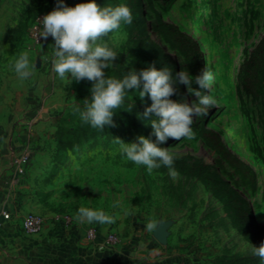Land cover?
<instances>
[{"label":"rangeland","instance_id":"rangeland-1","mask_svg":"<svg viewBox=\"0 0 264 264\" xmlns=\"http://www.w3.org/2000/svg\"><path fill=\"white\" fill-rule=\"evenodd\" d=\"M79 2L65 0L69 6ZM57 3L0 0V219L13 205L14 220L30 210L46 219L51 234L60 229L65 238L76 227L80 207L104 209L115 222L107 224L109 230L97 248L123 254L116 263L109 258L110 264H218L225 253L252 254V246L259 245L246 241L234 227L225 198L230 182L264 225V85L254 96L239 80L240 66L264 35V0H98L113 7L128 4L133 11L132 24H123L105 38L121 50L113 68L105 69L109 76L154 63L172 69L175 55L180 60L177 72L184 71V57L169 49L159 32L161 19L192 35L204 52V69L209 66L215 73L218 105L202 117L194 115L193 138H169L164 144L178 157L195 162V171L176 169L175 178L167 167L148 174L143 166L127 161L116 142V137L133 142L152 134L155 115H142L152 103L150 97L142 100L134 90L128 93L121 106L125 109L114 115V126L103 130L81 120L76 109L83 110L84 100L91 97L92 82L62 81L52 65L54 38L35 34L37 19ZM156 45L172 61H163L153 51ZM144 47L150 49L148 54ZM26 49L36 68L22 81L13 63ZM174 86L184 93L185 85ZM187 93L189 103L198 99L188 87ZM204 129L218 132L225 146L255 170L256 178L245 176L211 147L203 138ZM25 153L30 160L26 173L16 176L14 159ZM116 200L121 207H113ZM65 216L73 219L70 230L58 220ZM149 222L152 230L146 228ZM96 225L90 223V228ZM160 226L166 228L164 241L155 234ZM111 235L117 236L116 242H108Z\"/></svg>","mask_w":264,"mask_h":264},{"label":"clouds","instance_id":"clouds-1","mask_svg":"<svg viewBox=\"0 0 264 264\" xmlns=\"http://www.w3.org/2000/svg\"><path fill=\"white\" fill-rule=\"evenodd\" d=\"M132 23L133 11L128 4L113 7L101 5L98 0H80L75 6H69L65 0H58L57 6L39 19L37 32L44 39L54 38L52 65L62 81L71 84L87 79L92 82L91 97L84 100L83 110L76 109L81 120L92 128L103 130L106 126H114V115L125 109L121 106L133 90L142 100L150 97L152 103L142 115H155L156 118L150 121L152 134L140 135L133 142L116 137V142L121 155L127 161L143 166L148 174L167 167L175 178L178 153L164 144L169 138H193L194 115L202 117L209 107L218 105L213 95L215 73L209 66L201 74L193 75L187 69L175 72L164 65L157 68L154 63L140 71L133 68L120 77L109 76L105 69L113 68L121 50L117 43L105 38L118 32L123 24ZM35 68L30 49L20 52L13 63V70L22 81L29 80ZM177 84L187 85L198 99L192 103L186 96L173 100L171 97L177 92L174 86ZM195 84L199 87H194ZM113 207H121L120 200H116ZM76 219L80 223L100 225L115 222L113 215L93 207H80ZM146 228L152 230L154 224L149 222ZM251 251L264 260V244L253 245Z\"/></svg>","mask_w":264,"mask_h":264},{"label":"trees","instance_id":"trees-1","mask_svg":"<svg viewBox=\"0 0 264 264\" xmlns=\"http://www.w3.org/2000/svg\"><path fill=\"white\" fill-rule=\"evenodd\" d=\"M159 32L171 49L179 52L184 57L186 62L184 70H189L193 75L201 74L205 66V55L198 41L192 35L183 31L178 25L165 19H161L159 22ZM143 51L148 54L150 49L144 47ZM153 51L159 53L163 61H172L169 58V53L162 46L156 45ZM171 67L177 72V61ZM239 80L243 88L251 95L257 96L263 88L264 35L240 66ZM194 86L198 87V84ZM183 96H186L189 101L186 85L184 86V93L177 91L171 98L179 100ZM78 130L73 133L78 132ZM86 135L88 133L86 134L85 132L83 136L85 137ZM202 135L211 147L222 152L226 159L245 176L251 179L256 178L255 170L225 146L218 132L212 129H204ZM190 162L186 158L178 157L175 161V168L180 171H195V162ZM227 184L226 208L231 213L234 227L246 241L258 244L259 246L264 244V225L258 220L253 206L238 190H235L230 182ZM218 264H264V260L253 254L239 255L225 253L224 256L218 258Z\"/></svg>","mask_w":264,"mask_h":264},{"label":"crops","instance_id":"crops-1","mask_svg":"<svg viewBox=\"0 0 264 264\" xmlns=\"http://www.w3.org/2000/svg\"><path fill=\"white\" fill-rule=\"evenodd\" d=\"M23 202L28 210L27 200L23 199ZM11 206L6 209H11ZM29 212L32 211L26 213ZM23 217H17L18 221L13 216L0 231V264H110L109 258H114L116 263V258L123 257L120 251L113 253L97 248L98 243L103 242L106 230H109L107 225L97 223V236L93 241L87 237L90 223L79 221L65 238H61L62 230L51 234L47 227L41 234L26 235L22 229Z\"/></svg>","mask_w":264,"mask_h":264},{"label":"built area","instance_id":"built-area-1","mask_svg":"<svg viewBox=\"0 0 264 264\" xmlns=\"http://www.w3.org/2000/svg\"><path fill=\"white\" fill-rule=\"evenodd\" d=\"M39 19L42 20V18L37 19V24L39 25ZM42 25V24H41ZM37 36L39 37V33L37 32L38 26L35 28ZM29 155L27 153L17 157L14 159V168H15V175L16 176H22L26 173L27 166L29 165ZM14 216V210L11 209H5L3 213L1 214L0 219V231L2 228H4V225L6 222L12 220ZM58 220H63L65 223H67V228L70 230V223H73V219L70 216H65L62 217ZM46 227V219L36 213H28L26 214L23 219H22V229L25 233L29 235H35V234H40L44 231ZM88 236L90 238H95L97 236V227H91L88 229L87 232ZM117 236L111 235L109 236L108 242H116L117 241Z\"/></svg>","mask_w":264,"mask_h":264},{"label":"water","instance_id":"water-1","mask_svg":"<svg viewBox=\"0 0 264 264\" xmlns=\"http://www.w3.org/2000/svg\"><path fill=\"white\" fill-rule=\"evenodd\" d=\"M176 61L178 65H180V60L177 55H175ZM157 238L161 241H164L166 239L167 233H166V228L165 226H160L156 232H155Z\"/></svg>","mask_w":264,"mask_h":264},{"label":"bare ground","instance_id":"bare-ground-1","mask_svg":"<svg viewBox=\"0 0 264 264\" xmlns=\"http://www.w3.org/2000/svg\"><path fill=\"white\" fill-rule=\"evenodd\" d=\"M151 11V10H150ZM165 41V40H164ZM166 42V41H165ZM166 44H167V42H166ZM168 45V44H167ZM169 46V45H168ZM171 47L169 46V49H170ZM190 92V91H189ZM191 93V92H190ZM191 95H193V93H191Z\"/></svg>","mask_w":264,"mask_h":264}]
</instances>
